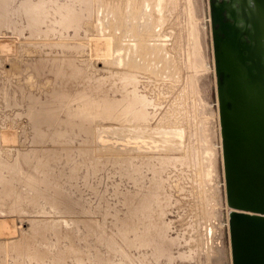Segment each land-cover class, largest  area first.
<instances>
[{
	"label": "rangeland",
	"instance_id": "374dc122",
	"mask_svg": "<svg viewBox=\"0 0 264 264\" xmlns=\"http://www.w3.org/2000/svg\"><path fill=\"white\" fill-rule=\"evenodd\" d=\"M29 1L41 4L47 9L45 12L56 13L50 0ZM61 1L69 7L68 15L75 11L74 19L70 16L65 22L74 25L77 21L82 37L73 36L71 28L68 31L56 25L54 17L43 22L42 35L25 28L22 24L26 21L20 18L15 19L17 26L12 29L0 27V264H232L209 0H161V8L155 13L161 16L159 26L143 28L138 42L145 45L144 56L151 69L138 65L128 68L141 75L143 85L136 83L149 97L148 115L136 127L149 130L159 146L174 140L176 147L167 148L166 152L148 151L152 158L143 160L129 158L132 156L117 146L99 149L94 143L95 156L112 158V162L101 163L97 168L90 163L92 160H83L80 150L84 139H91L90 134L76 135L79 129L75 128L62 138L60 133L71 131L63 122L50 129L53 138L35 140L33 134V122L42 107L46 108V116L49 110L58 113L62 120H68L70 111L79 119L84 116L82 108L88 109L87 113L98 111L97 118L93 117L86 126L98 128L99 132L110 130L107 134L114 137L119 136L114 128L120 133L133 126L131 113L111 107L102 108V114L100 107L87 105L86 96L120 104L129 98L128 90L133 87L131 80L117 69L116 50L124 43L123 38L112 36L98 42V32L108 31L99 19L105 4L99 0ZM139 1H131L129 7L130 0H124V11L139 15L146 9L141 4L144 1ZM22 2L11 0L7 13L22 9L25 12ZM78 15L79 20H75ZM11 41L14 45L9 49ZM155 44L161 47L164 57L156 59ZM175 126L184 129L180 139L170 132ZM47 127L42 124L44 132ZM205 134L208 154L201 141ZM187 143L192 148L200 144L206 162L200 163L196 158L194 166L163 167L161 158L182 154ZM52 148L60 149V154L50 160L49 166H43L39 159L46 149ZM75 166L76 175L70 176ZM204 168L211 170L207 182ZM61 171L64 174H59ZM134 182L145 183L147 193L158 195L159 203L152 208L157 209L158 221L170 225L164 233L166 237L177 240L172 257L168 250L160 253L152 245L139 243V232L144 230L141 225L151 223L153 216L135 219L137 234L134 226L131 232L119 229L121 218L125 219L128 212L121 192L136 190ZM37 188L42 193L46 190L37 198L39 206L34 200ZM58 188L79 198L80 205L53 201Z\"/></svg>",
	"mask_w": 264,
	"mask_h": 264
},
{
	"label": "bare ground",
	"instance_id": "6f19581e",
	"mask_svg": "<svg viewBox=\"0 0 264 264\" xmlns=\"http://www.w3.org/2000/svg\"><path fill=\"white\" fill-rule=\"evenodd\" d=\"M99 1L101 3H103V4H105V6L103 7L102 11L99 14V19H100L101 25H103L104 27L108 28V31H105L103 33L100 30L98 32V34H97L98 42L101 43V42L104 41L102 39L112 38V36L113 37H117V38L119 36V37L123 38L124 43H122L116 50L117 69H118V72L121 73L122 76L125 79L131 80L133 87H130V89L128 90V93L130 95L129 98L126 101L121 100V101H124V102H122L120 104L117 101H115V100H113V101L104 100V99H100L99 100V99H95V98L86 96L87 105H89V106L92 105V106H95L96 108L100 107L101 111H102V114L105 113V112H103L104 110H102V108H104L106 110H109L111 107L114 108V109H119L121 111H124L125 113H131L132 114V121H133L132 125L133 126L131 128H129V129H127V130H122V132H120V133H117V131L119 132V129L117 130V128L116 129L114 128V131L116 132L115 134L116 135L119 134V136H116V137H114V136H112L110 134H107V133L110 132V130H103V131L99 132V130H97L98 128H93V127L86 126V124L89 121L91 122L93 117L97 118L98 111H97V113L95 111L96 114L92 113V111L87 113V112H85L86 110H88L86 108H82V114L84 116L81 119H79V117L76 115L75 112L70 111V114L68 115V120L67 119L62 120V119H59L58 113H50L49 110H48V114L49 115L46 116V108L42 107V109L39 112H37V114L35 116V119H34V122H33V127H34L33 128V130H34L33 134L35 135V140L36 139L37 140H45L48 137L49 138H53V137H51V134L49 133V132H51L50 129H54L53 128L54 125L55 126L56 125H60L62 122L65 123V125H67L68 127L71 128V131H70V129H68L67 131H65L63 133H60V135H61L60 137H62V138L64 137L66 132H71V133L74 132L75 128L79 129V133H77L76 135L81 134V133L90 134L91 135V139L90 140L84 139V145H83L84 147L80 148V150H81V153L84 155L83 160H85V162L88 159H89V161L92 160L90 163H92L96 168L101 163H105L106 164V162H107V164H108V162H112L111 161L112 158H110V157L109 158H107V157L103 158L102 156H98V157L95 156L93 154L94 153L93 152L94 143H97V147L99 149L100 148H105V147L111 148V145L112 146H117L118 148L123 150V151H121V150H119V151L126 152V153L128 152L130 154V155L129 154L128 155L132 156V157H129V158H131V159H133V158L134 159L142 158L143 160H145V159L146 160H150L152 158L151 155H149L148 151L161 150L163 152V150H165L167 148L176 147V142L173 139H171V140H173L172 144L166 145V143H163L161 146H159L158 145V143H159L158 139H156L149 130H146L143 126H141L140 128L136 127V125H140L141 123H143L145 121V118L148 115L149 111H148V103H147V101H148L149 97L146 94H143L145 92L141 88H139L138 84L136 83L137 81H139L143 85V81L144 80L142 79L141 75L136 73V72H134V71H132L131 69H134V66H137V65L140 68H149V69H151L152 65H150L148 63L147 58H145V56H144L145 51H146L144 49L145 45H142V44H140L138 42L140 41L141 30L143 28H152L153 26L154 27L159 26L158 23H160L159 21L161 20V16L156 15L157 16V18H156L155 13H156V10H159V8H161L160 7L161 6V0H140L142 2L144 1L141 4L146 5V7H145L146 9L143 8V10L140 12L139 15H135L136 12L134 14H130V13L125 12L124 10H125L126 7H124V4H123L124 0H99ZM125 1H127V0H125ZM131 1H134L136 3V0H130L129 7L131 5ZM10 2H11V0H0V27H2V28L4 26H7V27H9L11 29L14 28L15 26H17L16 25L17 23H16L15 19L16 18H18V19L20 18L21 21H22V19H25V21H26L25 24H22V25H24L25 28H28L33 34L42 35V34H44L43 33V29L41 28L44 25L43 22H47L52 17H54V19L57 21L56 25H58L60 27H65V30H68V31H70V28H71V29L74 30L72 32L75 33V34H73V36H75L76 38L77 37L78 38L82 37L81 31H80L79 27H77L78 26L77 21H74V23H76L74 25H72L73 23L69 24L68 22H65V20H67V19L69 20L70 19V16H72L73 19H74V16H75V11H73V15H71V14L68 15L69 7L65 6L66 2H62L61 0H50V5H55V8H54L56 10L55 14H53L52 12H50V13L45 12V10H47V9L44 8L41 4L40 5L30 4L31 1L28 2V0H23V2H22L23 7L25 8V12L22 9L20 11L17 10L16 12L7 13L6 9L8 8V5L10 4ZM126 3H128V2H125V4ZM137 4H138V2H137ZM141 4L139 5L140 9L142 7ZM127 5L128 4H126V6ZM45 6H47V5H45ZM154 6L156 7L155 9L153 8ZM136 7H138V6H136ZM76 8H74V10H76ZM209 8H210V0H209ZM131 9H134V8H131ZM108 10H110L111 13H109L110 11L108 12ZM77 11H78V9H77ZM126 11H127V9H126ZM151 12H152V15H151ZM153 13H154V16H153ZM226 14L228 15L227 11H226ZM210 17H211V15H210ZM155 18H156L155 22L152 21ZM75 20H79V15L77 16V19H75ZM69 36H71V35H68V37ZM86 36H88V34H86ZM13 45H14V43L11 41V43L8 44V48L9 49L12 48ZM101 45L102 44H100V46ZM135 46H136V48H135ZM59 47H61V46H59ZM71 47H72V45H71ZM153 47H155L157 49V51L155 53L156 54V56H155L156 59L158 57H160V56L164 57L162 55L163 54L162 53L163 50H161V47H159L157 44H155ZM156 62H157V60H156ZM131 66H133V68H131ZM129 67L131 69H128ZM164 67L165 66H163V69H164ZM166 67H167V65H166ZM161 69H160V72H161ZM165 72H166V70H165ZM125 87H128V85H126ZM139 91H142V94L138 93ZM87 108H88V106H87ZM135 108H138V110L136 112H133ZM218 111H219V107H218ZM76 117L78 119H75ZM169 120H171V119H169ZM43 123L47 124V126H48L47 127L48 128L47 132H44L45 130L42 129V124ZM175 125L178 126L179 123H178V125L177 124H175ZM176 126L172 127L170 129V132H172L175 135L179 136V139H180L183 136L184 129L182 130V129H180L181 127L177 128ZM124 132L129 133V134H127L126 136L122 137L121 134H123ZM104 134H106V135H104ZM9 135H11V134H9ZM175 135H173L171 137L173 138V137H175ZM206 136H207L206 134L202 135L201 136V141L204 143V149L207 150L205 152L208 154L209 146H208V143L206 142V141H208ZM7 139L8 138H6V140ZM10 139H9V141H10ZM177 140H178V138H177ZM201 141H200V143H201ZM40 142H42V141H40ZM61 144H63V143H61ZM186 145H187V150H184V152L182 154H180V152L179 153L176 152V154L172 153L173 155H171V154L164 155L161 158V162L163 163V167L165 165H170V164H173V165H176V164H182V165L191 164L192 165L193 164V166H194V163H197L195 161L197 159H199L200 163L201 162L202 163L206 162L205 156L203 155L204 150H203V152L201 151V148H200L201 145L200 144H198V146H196L194 148H192L189 143H187ZM221 148H222V146H221ZM67 149H68V151L70 150L69 148H67ZM59 150H56V149H53V148L52 149H46L45 150L46 152L44 153L43 157H41L39 159L40 163H42L43 166H44V164L49 166L48 163L50 162V160L55 158V157H58V154H60ZM165 152H166V150H165ZM69 157H70V155H69ZM129 158H128V160H129ZM182 158H184V159H182ZM127 164H129V163L127 162ZM42 165H41V167H42ZM79 165L80 164H78V166ZM41 167H40V169L43 168V167L42 168ZM104 167H105V165H104ZM71 171L72 172H71L70 176L76 175L77 166L73 167V169H71ZM136 171H138V170H136ZM136 171H134V172H136ZM94 172H95V169H94ZM201 172H202V169H201ZM209 172H211V170L207 171L206 168H204V173L203 174H205L204 175V180L205 181H206V178H208V176H209ZM59 174H64V172L61 171V173L59 172ZM57 176H59V175H57ZM3 178H5V177H3ZM76 178H75V180H76ZM202 178H203V176H202ZM33 179H35V178H33ZM33 181L34 180H29L31 185H34V186L36 185L37 186V183H32ZM36 181H37V178H36ZM47 181H48V179H47ZM55 181H56V179H55ZM51 182H52V180H51ZM203 182L204 181L202 180V185H203ZM135 183H137V182H134V184ZM134 184H133V186H134ZM199 184H201V183H199ZM136 187H137L136 190H133V191L132 190H128V191L125 192V194H124V192L123 193L121 192V194H123L126 197V202L124 204L127 205V211L128 212H127V215H126L125 219L122 220V218H121V222L122 223L120 224L121 227H119V229H121V230H127V229L130 230V228H131L132 231H134V229L137 227L136 226L137 225V221H136L137 218L140 221V220H142V217L144 219H147V216H149V215L153 216L152 218H154V220L151 223H144V224L141 225L142 227L144 226V230H141L139 232V234H140L139 237H138V239L140 238L139 243L143 242V243H147L148 246L152 245V246H154L152 248H155V251L156 252L158 251L160 253L166 252L168 250L169 251V254H168L169 257H172V255H173L172 247L176 244L177 240L174 239V238L166 237V235L164 233H166V231L170 228V225L167 224V223H163V222L158 221L157 209H153L152 208V205L154 203H156V204L159 203L158 195L156 193H154L151 196L150 193H147L145 191L146 185L143 182L137 183ZM4 188H5V186H4ZM56 190H57V192H56L57 197L53 198V201L62 202V200H66L67 202H70V203H72L74 205H77V206L80 205L81 201H80L79 198H73L72 196L68 195L63 189H61L59 191V188H58ZM225 191H226V189H225ZM45 192H46V190H44V193ZM37 193L36 194L38 196L36 195L35 196L36 198H34V196H33L36 204H37V201H38L37 198L39 196H41L42 191H40V189H38ZM44 193H42V194H44ZM140 196H141V198H139ZM30 198H31V200L33 202L34 200L32 199V197H30ZM209 198H212V197L210 196ZM226 204H227V200H226ZM37 206H39V205L37 204ZM108 208H109V206H108ZM227 208L229 210L228 211V225H229V212L233 208L230 207L228 204H227ZM84 211L87 212L88 210L87 211L84 210ZM87 214H89V213L87 212ZM117 218H118V216H117ZM10 220H13V219H10ZM93 221H95V220H93ZM92 224H93V222H92ZM132 226H134V227L136 226V227L133 229ZM90 227H88V228H90ZM92 228H93V226H92ZM135 231H136V234H137L138 233V228H136ZM129 232H131V230ZM132 234L134 235V233H132ZM135 235H134L133 238H135ZM133 241L134 240L132 239V243H133ZM230 245H231V242H230ZM134 246H135V244H134ZM70 251H72V250H70ZM76 252H77V250H76ZM231 256H232V251H231Z\"/></svg>",
	"mask_w": 264,
	"mask_h": 264
},
{
	"label": "water",
	"instance_id": "95a60500",
	"mask_svg": "<svg viewBox=\"0 0 264 264\" xmlns=\"http://www.w3.org/2000/svg\"><path fill=\"white\" fill-rule=\"evenodd\" d=\"M210 15L232 264H264V0Z\"/></svg>",
	"mask_w": 264,
	"mask_h": 264
}]
</instances>
